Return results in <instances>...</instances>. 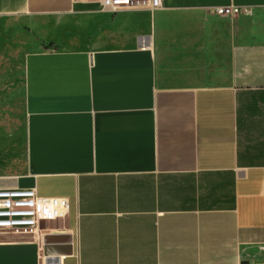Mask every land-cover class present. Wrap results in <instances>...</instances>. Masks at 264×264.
Listing matches in <instances>:
<instances>
[{
  "label": "crops",
  "instance_id": "obj_1",
  "mask_svg": "<svg viewBox=\"0 0 264 264\" xmlns=\"http://www.w3.org/2000/svg\"><path fill=\"white\" fill-rule=\"evenodd\" d=\"M230 5L251 11H213ZM16 187L69 209L0 231V264L264 260V0H0V188Z\"/></svg>",
  "mask_w": 264,
  "mask_h": 264
},
{
  "label": "built area",
  "instance_id": "obj_2",
  "mask_svg": "<svg viewBox=\"0 0 264 264\" xmlns=\"http://www.w3.org/2000/svg\"><path fill=\"white\" fill-rule=\"evenodd\" d=\"M93 4L100 11L117 13L128 9L155 10L162 0H76ZM218 16L235 18L250 9L238 6H217ZM68 199L58 196H41L35 188H0V231L27 232L35 230L42 221H53L66 215ZM254 264H264V260Z\"/></svg>",
  "mask_w": 264,
  "mask_h": 264
},
{
  "label": "rangeland",
  "instance_id": "obj_3",
  "mask_svg": "<svg viewBox=\"0 0 264 264\" xmlns=\"http://www.w3.org/2000/svg\"><path fill=\"white\" fill-rule=\"evenodd\" d=\"M8 234H9V235H11V233H10V232H9Z\"/></svg>",
  "mask_w": 264,
  "mask_h": 264
}]
</instances>
